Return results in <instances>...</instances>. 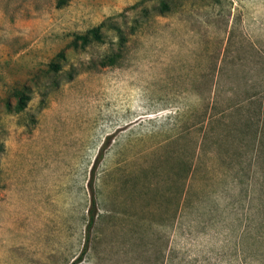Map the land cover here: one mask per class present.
<instances>
[{"label":"rangeland","instance_id":"rangeland-1","mask_svg":"<svg viewBox=\"0 0 264 264\" xmlns=\"http://www.w3.org/2000/svg\"><path fill=\"white\" fill-rule=\"evenodd\" d=\"M263 126L264 0H0V264H264Z\"/></svg>","mask_w":264,"mask_h":264},{"label":"trees","instance_id":"trees-1","mask_svg":"<svg viewBox=\"0 0 264 264\" xmlns=\"http://www.w3.org/2000/svg\"><path fill=\"white\" fill-rule=\"evenodd\" d=\"M100 31H101L100 27L94 28L88 34H86L84 36H79L77 38V40L72 43V45L74 47L78 48L79 47L78 40H82L83 41L82 42V47H85L86 45H88L92 41L91 39H93L95 41H102V36H101ZM90 35H92V38H90ZM111 65H115V63H112ZM19 102L21 104L19 110H21L25 106V100H24L23 96L20 97ZM213 102H214L213 104H215V106H216V103L218 101H217L216 98H214ZM214 122H215V119L211 121V124L214 123ZM209 123H210V120H209ZM245 124H246L247 128L254 129L255 127H257V124L253 123V122H250L248 124L245 123ZM263 130H264V126L262 127V131ZM210 135L211 134L208 131H205L204 134H203L205 139H208L210 137ZM263 136H264V134H263ZM97 215H98V204H97V200H96V198L94 196V193H93L92 206H91V209L89 210V223H88V226H87V245H86V248H85V251H84L85 254L88 252V246H89V243L91 241V237L95 233L96 224H97ZM81 259H82V257H81ZM75 264H77V263H75Z\"/></svg>","mask_w":264,"mask_h":264}]
</instances>
